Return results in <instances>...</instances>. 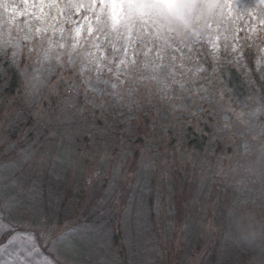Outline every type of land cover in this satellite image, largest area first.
Wrapping results in <instances>:
<instances>
[{
  "label": "rangeland",
  "instance_id": "1",
  "mask_svg": "<svg viewBox=\"0 0 264 264\" xmlns=\"http://www.w3.org/2000/svg\"><path fill=\"white\" fill-rule=\"evenodd\" d=\"M249 2L245 0V4ZM16 3L23 7L20 0H16ZM245 4L233 8L231 17H237V13L242 11L240 14L244 18L255 15L257 19L249 22L256 24L259 11L264 5H257L255 12L254 9L245 11ZM7 17L8 13L0 8V21ZM23 19L17 17V22ZM226 21L219 28L213 24L211 30L199 26L202 39L206 41L220 35L219 42L222 44L219 45L223 47L226 43L228 48L232 47V36L228 30H224ZM238 22L243 24L244 20ZM242 31L247 34L246 30ZM68 35L65 33V41L70 44ZM169 35L174 36L175 33ZM224 36L228 39L225 40ZM55 38L59 39V34ZM47 45L46 39L37 37L31 43L24 44V49L21 44L16 49L18 61L23 59L24 76L31 75L29 77L33 85L27 87L21 93L22 96L19 93L13 97L8 96L0 85V150L3 149V155L12 152L14 146L10 145L14 131H26L25 124H22L25 119L32 116L43 125L57 117L62 121L76 102L78 93L74 92L73 96L64 100V108L54 106L55 103L60 104L52 98L55 94L59 95L58 90H55L58 77L45 87L44 78L37 70L39 57L42 59L40 54ZM236 45L238 49L243 47L241 57L245 60L247 47L243 42ZM196 46H193L194 51L200 49ZM181 47L184 51L188 49ZM29 48L33 50L29 52ZM203 48L197 57L211 51L210 45L205 44ZM65 49L70 50L67 47ZM186 53L188 59L185 62L194 63L193 53L188 50ZM140 55H143L142 51ZM149 55L154 56V53ZM176 55L178 59L175 63H183L180 53ZM73 59L75 61L79 57ZM165 63H168L167 58ZM195 64L197 66L192 67L193 71H189L186 64L176 69L178 82L172 83L169 79L167 83L171 87L167 93L158 80H137L133 74L131 78H126L127 82L122 84L121 90L96 84L95 80L91 88L84 83L79 87L78 91H89L82 104L85 108L94 104L96 98L102 101L110 95L120 104L115 119L123 128V142L118 147L117 156L112 157L115 172L95 163V166L79 170L70 157L73 146L68 144L63 147L65 153H61V141H42L48 149L42 143L34 142L28 153H21L14 158L17 162L9 161L10 165L0 156V228L5 229L0 233V248L7 244L15 232L31 233L38 249L33 251L31 243L20 236L8 245V251L0 254V260L7 264H49V261L51 264H249L243 261L242 254H247L250 247H253L256 250L254 255L250 252L254 258L250 264H264V241L259 244L245 241V237L252 231L248 230L252 226L248 214H257V228L264 231V127L257 121L262 106L255 104L251 108H233L228 90L219 86L223 82L217 75L213 56L209 55ZM33 67L36 71H33ZM198 67L200 71L196 70ZM107 76L103 78L114 81L110 74ZM180 83L184 84L183 89ZM92 89H104V92ZM129 95L131 100L127 101ZM146 95L152 99L148 109L146 105L136 104L140 97L142 101V96ZM19 97L22 101H19ZM106 108L112 117L109 112L111 106L106 105ZM146 119L150 122V130L143 134L145 144L140 145L136 140L142 135L139 127ZM110 125L116 128L114 122ZM188 130H192L188 134L197 132L208 137L209 142L204 144L209 147L205 153L203 151L200 154L203 159L198 158L199 150L193 156L188 152L193 148L187 149L184 145ZM54 131L58 133V129ZM51 135L54 136V133L51 132ZM113 144L110 138H103L102 134L99 142L95 140L91 149L82 151L89 160L95 161L101 157V161H105L107 156L112 155L110 152ZM172 147H176L184 162H193L199 170H205L209 165L208 173L213 177L224 176L232 190L235 188L243 193L247 203L241 204L223 224L209 222L207 225H196L199 216L188 214L194 202H187L181 192L182 188L175 191L172 189V183L180 184V177L175 180L173 178L174 170L180 168V173L186 170L183 162L179 163ZM208 149L213 158L207 159ZM137 150L141 151V156L136 160ZM40 151L44 155H40ZM34 157H39L40 161H33L36 159ZM62 157H65L63 161ZM140 166L150 173H138ZM45 169L53 173H43ZM49 174V178L55 181L48 183L53 189L46 192L41 188V182ZM164 185L170 187L166 198L170 199L174 213L162 201V192L165 198ZM137 189L139 193L136 195ZM99 191L103 194L98 200V206L92 208L91 202L98 197ZM58 194L60 196L55 199ZM169 212L172 215H166ZM235 229L244 232L234 234L232 231ZM211 244L215 245L213 249ZM22 246L25 251L20 250ZM28 251H32V254L28 255Z\"/></svg>",
  "mask_w": 264,
  "mask_h": 264
},
{
  "label": "snow or ice",
  "instance_id": "2",
  "mask_svg": "<svg viewBox=\"0 0 264 264\" xmlns=\"http://www.w3.org/2000/svg\"><path fill=\"white\" fill-rule=\"evenodd\" d=\"M20 3L23 7H19L16 0H0V8L8 13L7 19L0 21V55L7 56L9 48L18 49L21 40L31 43L38 37L47 40L48 47L43 50L42 59L38 62L41 66L48 62L49 72L55 71L51 64L52 53L67 47L70 48L68 63H74V53L80 58L78 75L90 88L94 77L96 84L117 89V83L103 78L105 73L121 85L127 82L123 77L136 73V79L158 80L167 90L171 87L167 81L171 79L172 83H177L176 69L184 67L183 63H175L178 59L176 53H180V57L187 56L181 45L193 53V58L200 55L199 49L194 51V40L201 48L205 44L210 45L211 51L207 54L216 59L220 35L205 41L199 26L211 30L215 24L219 28L231 16L234 5L245 4V0H20ZM257 5H264V0H250L244 10L254 9ZM17 17L24 19L18 23ZM237 19L244 20L237 32L246 30L249 36L244 39L247 40L264 29V8L259 11L258 25L249 22L257 19L255 15L244 18L237 13ZM66 24L68 27H65ZM65 33L69 34L70 44L65 41ZM57 34L59 39L55 38ZM224 39L228 37L224 36ZM232 39L237 41L238 36L234 34ZM224 48L227 52L228 45ZM32 50L29 48V52ZM141 51L145 59L138 61L136 57ZM231 51L237 53L233 59L239 62L243 47L238 49L234 43ZM120 52L122 56L118 57L116 54ZM150 53H154V58L150 57ZM16 57L17 52L13 51L11 60L14 64L18 62ZM54 58L60 63L62 53L56 52ZM166 58L168 63H165ZM196 70L201 69L198 67ZM180 88H184L183 83H180ZM92 90L104 92V89ZM3 231L5 229L0 228V233ZM20 236L31 243L33 251H38L31 233L13 232L7 244L0 248V254L8 251V245ZM20 250L26 249L22 246ZM27 254L31 255L32 251ZM0 264L7 262L0 260Z\"/></svg>",
  "mask_w": 264,
  "mask_h": 264
},
{
  "label": "trees",
  "instance_id": "3",
  "mask_svg": "<svg viewBox=\"0 0 264 264\" xmlns=\"http://www.w3.org/2000/svg\"><path fill=\"white\" fill-rule=\"evenodd\" d=\"M233 8H236L234 5ZM257 6L254 8L255 12L257 10ZM234 11V9L232 10ZM242 14V11H240ZM234 18V19H230ZM240 19H237V17H229L227 21L225 22L224 30H228V34L233 37V35L238 36V40L234 41L233 44H238L239 42H243L245 44V47H247L248 53H245V60L241 57L239 62L235 61L233 57L237 55V53H233L231 51L232 47H229L227 52H225V48L219 47V52L215 53L216 59H215V69L217 71L218 77L223 82L221 87L226 90H228L229 98L231 99L232 107L235 109H238L240 107H248L250 108L254 106L255 104H260L262 106L261 114L257 117V121L259 124H261L264 127V63L262 61L264 60V38L262 37V33L264 35V29L260 30L259 33L257 32L255 35H251L249 39L245 40L244 38L246 36H249V33L244 34L243 31L237 32V28L241 27V23L238 24ZM259 24V19L256 23V25ZM262 32V33H261ZM213 35H216L215 32L212 33ZM15 35V33H14ZM22 36V35H21ZM258 37V38H257ZM20 44L22 45V49H24V42L23 40L20 41ZM219 44H222V42H219ZM197 45L196 47H200V44L197 42H194L192 46ZM226 45V43L224 44ZM119 46V45H118ZM183 46V45H181ZM48 47V45H47ZM45 47L44 49H46ZM187 48V47H184ZM43 49V50H44ZM204 49V48H203ZM43 50L41 52V56H43ZM188 50V49H187ZM184 51L185 53L187 52ZM13 51H18L14 48L8 49V55H0V85L3 86L4 91L8 96H15L17 93L21 95L22 92L27 90V87H32L31 85V78L29 76H24L23 73V59L18 61L17 57V63H12L11 60V53ZM41 51V50H40ZM70 50H64L59 49L60 53L62 54L61 62L56 63L55 60L52 59L51 64L55 67V71H47V68L49 67L48 62H45L43 66H41L40 63L37 64V70L39 71L40 75L42 74L44 78L45 87L50 85L53 81L57 80L58 77V84L57 88L55 90H58V94H55L52 96L53 100L56 102H60V104L55 103V107L60 106L61 108L65 107V104L63 103L66 97L73 96L74 92H77L78 95L76 97V102L74 103V106L69 109L67 116L65 119L59 120L57 118H53V121H47L45 125L42 123H38L32 116L30 118H27L23 121L22 124H25L24 129L26 131H14L13 142L10 146H14L12 149V152L10 154L3 155L2 151L0 150V156L5 160L7 165H10L9 161L17 162L14 158L18 157L21 153H28V149L30 146L35 143H42L43 147L48 149V146L43 143L42 141H61L62 147L59 149L60 151H63L64 148L68 144L73 146V150L70 154V157L72 160L76 162L78 165V169L82 170L86 167L95 166V165H101L105 169L109 170L110 172L114 171V165L112 163L113 158H115L118 154V147L123 142V128L120 126L118 121L115 119V113H117L120 110V104H118L116 98L110 95V97H104L102 101H100L98 98L94 100V104H90L87 108L83 107L82 104L85 99V95L89 93V91H78L79 87L82 86L83 82L82 79L79 77V70H80V58L78 60H75L74 63L69 64L68 63V52ZM65 52V53H64ZM205 52V50H204ZM56 50L52 53V56L55 55ZM22 54V53H21ZM118 57L122 56V52L116 54ZM132 53H129V57H131ZM39 56V55H38ZM207 52L201 56L196 57L194 59V63H187L185 60L188 59V56L183 57V63L186 64L188 69H191L192 67H196L197 65L195 63H200L202 60H205L208 58ZM73 57H76V55H73ZM150 57L154 58V56L150 55ZM138 61H143L145 57L143 55H138L137 57ZM41 58L39 57V60ZM209 66L212 67L211 63H208ZM200 65V64H199ZM198 65V66H199ZM123 67V66H122ZM33 71H36V69L33 67ZM134 76H137L136 73H132ZM207 75V74H204ZM107 76V73H105L104 78ZM108 77V76H107ZM132 75L130 76V78ZM205 77V76H204ZM124 79L128 77H123ZM115 83H117L119 86L117 90L122 89V85L119 84L118 80H115L113 77ZM68 80V83L66 81ZM95 78L93 77V81ZM138 80V79H137ZM39 82V80H38ZM197 84H200L199 82H196ZM40 84V83H39ZM37 84V85H39ZM76 90V91H75ZM159 90V89H158ZM163 92V91H159ZM168 91L165 90V93ZM153 93H151L152 95ZM22 96V95H21ZM17 97V96H16ZM58 97L60 99H58ZM64 97V98H61ZM143 100L141 101V97L138 100L137 105H146V108H149V102H151V96H142ZM131 100V95L127 96V101ZM147 100V103L145 104L144 101ZM19 101L21 100V97H19ZM107 106H111L112 110L109 111L111 116L108 115L107 112ZM79 106H81L79 108ZM58 107V108H60ZM55 108V109H58ZM79 109V110H78ZM81 109V110H80ZM138 109V107H137ZM122 110V108H121ZM115 124L116 128L114 126H111L110 124ZM29 129V130H28ZM58 129V133H56L54 130ZM116 130L118 132H116ZM150 130V122L148 119H146L143 123L140 124L139 132L142 134L138 137L136 140L137 143H140V145L145 144L144 135L147 134ZM192 130H188L184 140L185 146L188 148H193V150L188 151L191 155L195 156L196 151L199 150L200 153L198 155V158H202L200 154L209 147L208 144H204L209 142L208 137L206 135L194 132L192 134H188ZM51 132L54 133V136L51 135ZM103 134V138H110L111 142H113V148L111 150V156H107L108 158L105 161H101V157L96 159L95 161L87 159V155L84 154L82 151L85 149L86 151L91 149L94 145V141L99 142L100 136ZM122 134V135H121ZM128 137H126L127 139ZM181 144V143H180ZM174 150V153L178 156L180 162H183L182 165L184 168H186L185 171L180 173V168H177L174 170L173 178L174 180L177 177H180V184L174 185L172 183V189L177 190L179 188H182L181 191L184 194V198L189 201L194 202V207L192 211H190L188 214L191 215L197 214L199 216L198 222L196 225L205 223L206 225L209 222H214V224L217 223H225V221L228 220V217L232 212L237 210L241 204L247 203L246 200L243 199V193L240 192L238 189H233L229 186L230 183L226 182L224 176H216L213 177L212 174L208 173L210 171L209 165L207 169H201L199 170V167L195 166L193 162L191 161H185L180 156L176 149V147H172ZM15 149V152H14ZM171 148L169 147L168 150ZM210 149H208L207 154L208 158H213V155H209ZM14 152V153H13ZM40 155H44L43 151L39 152ZM61 153H65L64 151ZM141 156V151L137 150L135 153V158ZM113 157V158H112ZM36 159H33V161H40L39 157H34ZM65 157H62V161ZM62 163V162H60ZM95 163V165H94ZM59 163L55 164L58 165ZM68 164V163H67ZM66 164V165H67ZM89 165V166H88ZM69 170H72L71 167L67 166ZM137 170V169H136ZM136 170H134L136 172ZM89 172V171H88ZM43 173H53L52 170H44ZM138 173H150L149 170H147L145 167L140 166L138 168ZM207 174V175H206ZM50 174L48 175V178H46L43 182H41V188L44 189L46 192H50L51 189H53L51 184L48 185V183H52L51 178H49ZM222 178V179H220ZM143 181V180H142ZM152 183V182H151ZM165 191V198L163 197L162 192V201H165L168 206L170 207V211L174 213V207L170 201L169 198H166L167 194L170 193V187L167 185L163 186ZM197 190V192H195ZM139 190H136V195L139 193ZM100 192V191H99ZM103 194V192H100L98 197H95L92 203V208L98 206V200L100 196ZM92 194V196H94ZM55 199L58 195H55ZM91 196V197H92ZM91 208V207H90ZM173 208V209H172ZM166 209V205H165ZM89 210V208L87 209ZM94 209H92V212ZM172 213H166V215L170 216ZM249 220L252 224V226H249L248 230H251V235H254L256 233L264 232L261 229L257 228V220H256V213H252V215L248 214ZM91 221V220H90ZM239 223V220H238ZM237 225V224H236ZM235 225V226H236ZM245 226H247L245 224ZM241 232H244L242 230L235 229L232 231L234 234H239ZM229 233V232H228ZM259 240L256 244H259ZM262 242V241H261ZM264 248V244L262 245ZM210 247H215V245L211 244ZM250 247V246H249ZM255 250L253 247H250V252L252 255L255 254ZM250 252L247 254H242L243 261L248 262L249 264L252 262L254 258L250 255ZM249 259V261H248Z\"/></svg>",
  "mask_w": 264,
  "mask_h": 264
},
{
  "label": "clouds",
  "instance_id": "4",
  "mask_svg": "<svg viewBox=\"0 0 264 264\" xmlns=\"http://www.w3.org/2000/svg\"><path fill=\"white\" fill-rule=\"evenodd\" d=\"M258 240L264 241V232L256 233L252 236L245 237V241L249 244H256Z\"/></svg>",
  "mask_w": 264,
  "mask_h": 264
}]
</instances>
